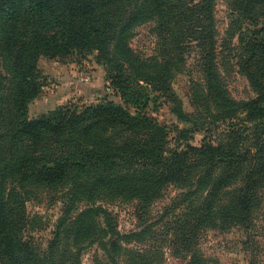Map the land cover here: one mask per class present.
<instances>
[{"label":"trees","instance_id":"16d2710c","mask_svg":"<svg viewBox=\"0 0 264 264\" xmlns=\"http://www.w3.org/2000/svg\"><path fill=\"white\" fill-rule=\"evenodd\" d=\"M129 1L0 0V59L10 77L9 93L0 92V115L4 111L11 115L10 134L3 137L11 144L5 151L0 148V264H54L51 256L79 201L88 203L76 218L87 236L88 224L95 217L110 227L109 214L96 201L136 200L147 209L169 184L185 190L183 198L189 202L180 229L187 249L191 219L193 229L247 231L252 226L264 197L263 30H256L246 43L241 59L255 97L234 101L212 69L216 0H142L123 16L120 11ZM231 10L255 22L264 11V0H233ZM137 20L156 21L157 33L177 62L191 43L203 54L213 120L226 127L217 142L204 138L198 147L186 145L174 151L160 127L130 111L146 99L122 64L129 57L125 35ZM92 51L108 68L110 86L124 106L103 99L81 110L60 106L30 119L29 105L42 87L38 58ZM152 72L151 82L168 93L167 65L155 66ZM175 112L182 117L178 108ZM108 130L120 131V138L104 139ZM128 165L131 168L125 169ZM13 185L19 189L69 185L71 189L70 204L57 225L47 258H40L22 236L24 207ZM193 196H201L196 207H191ZM191 263L200 264V260L193 256Z\"/></svg>","mask_w":264,"mask_h":264},{"label":"rangeland","instance_id":"374dc122","mask_svg":"<svg viewBox=\"0 0 264 264\" xmlns=\"http://www.w3.org/2000/svg\"><path fill=\"white\" fill-rule=\"evenodd\" d=\"M140 1L130 0L120 14L127 15L128 7L133 8ZM232 1L216 0L214 3L212 69L229 97L243 101L254 98L255 92L245 75V63L242 60L241 64V59L245 56L246 43L255 36L256 30L264 32V11L259 13L255 22H251L231 10ZM125 36L129 57L122 59L125 60L122 62L124 72L130 81L138 83L146 98L138 107H130V111H137L160 127L174 151L184 150L186 145L198 147L204 138L217 142L220 132L226 127L213 120L207 71L200 57L203 54L191 43L177 62L157 33L155 20H137ZM162 65H167L170 70L168 93L158 90L151 82L152 68ZM37 66L42 87L39 96L29 105L30 119L60 106L81 110L85 106H95L103 99L124 106L117 91L110 86L108 68L95 51L74 52L57 59L41 56ZM84 77H89L90 82H82ZM9 90L10 77L0 59V92L8 94ZM176 108L182 117L177 115ZM10 116L6 111L0 115V148L3 151L11 144V140L4 142L3 138L10 134ZM118 138L120 131L108 130L104 139ZM69 185L57 189L32 185L19 189L12 186L23 202L25 224L22 236L40 258L48 257L57 225L70 204ZM184 193L182 188L169 184L147 209L141 208L136 200H98L95 205L109 214L110 227H105L102 220L95 217L88 224L90 234L87 236L83 232L84 225L76 218L88 208V203H75L61 244L51 256L54 264H192L193 256L199 258L200 264H264V197L247 231L239 228L193 229L191 219V243L187 249L180 238L189 204L183 198ZM200 198L191 197V207H196Z\"/></svg>","mask_w":264,"mask_h":264},{"label":"built area","instance_id":"2783aa9c","mask_svg":"<svg viewBox=\"0 0 264 264\" xmlns=\"http://www.w3.org/2000/svg\"><path fill=\"white\" fill-rule=\"evenodd\" d=\"M90 80L89 77H84L83 79H81L82 82H88Z\"/></svg>","mask_w":264,"mask_h":264}]
</instances>
